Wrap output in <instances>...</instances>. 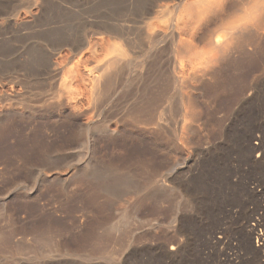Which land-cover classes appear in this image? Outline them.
Masks as SVG:
<instances>
[{"label":"rangeland","instance_id":"374dc122","mask_svg":"<svg viewBox=\"0 0 264 264\" xmlns=\"http://www.w3.org/2000/svg\"><path fill=\"white\" fill-rule=\"evenodd\" d=\"M29 1L0 0V264H164L178 244L173 264H245L233 219L264 222V121L234 110L264 42L201 66L245 3L195 26L191 0H36L35 19Z\"/></svg>","mask_w":264,"mask_h":264},{"label":"bare ground","instance_id":"6f19581e","mask_svg":"<svg viewBox=\"0 0 264 264\" xmlns=\"http://www.w3.org/2000/svg\"><path fill=\"white\" fill-rule=\"evenodd\" d=\"M41 1V4L44 5V1L43 0H40ZM178 0H148V3H146L144 5V7L141 8V11L142 13H146V12H149L151 11L152 8H155V7H160L161 6H165V5H168V4H171L172 6L175 5L177 3ZM189 1V0H188ZM191 3H187V8L186 6L183 7L185 10H182V12H187V20L190 21V22H196L195 23V26L199 24H202V25H207V23L210 21V20H213V19H218L221 17L223 18V15L226 14V12L232 8L234 5L242 2V3H245L244 7L245 9L242 7V5L240 7H242L243 10V13L241 12L240 14H242L241 16H239V18L237 19V22L235 23L236 19L235 17L233 16L232 18L235 19H232L231 21L233 23H235L234 25H232L230 27L229 32L228 33H225V35H227L228 37V41L227 42H220L219 40H214L213 42L210 43V49L214 52V56L212 55V58H207L204 62L201 63V66H205L206 68L208 66H211V65H218L219 62H221V60H223L224 58H227L226 56L230 55L231 53H238V51H241V50H246V52H250V51H254V50H257V48L260 47L261 43L264 42V0H217L215 2H212L210 0H195L192 2V0L190 1ZM195 2V3H194ZM241 3V4H242ZM36 4V0H30L29 2H23L21 5H20V8H22V14L24 16H27V17H30V18H33L35 19L36 17L33 15V13L31 12L30 8L32 5ZM165 4V5H164ZM178 4V3H177ZM40 5V4H39ZM199 6V9H195ZM194 6H197L194 8ZM19 7V6H18ZM36 7V6H35ZM171 7V6H170ZM238 7V5H237ZM40 8V7H39ZM194 8V9H193ZM234 8V7H233ZM236 8V7H235ZM182 9V8H181ZM187 9V10H186ZM241 9V8H240ZM140 10V9H139ZM161 10V9H160ZM163 10V9H162ZM171 10V8L169 9V11ZM196 11V12H195ZM232 11L234 12V10L232 9ZM239 11V10H238ZM237 11V12H238ZM10 12V11H9ZM8 12V13H9ZM125 12V11H124ZM156 12V11H155ZM182 12H179V14H181ZM183 12V13H184ZM126 13V12H125ZM129 13V11L127 12ZM236 13V12H235ZM20 14L21 12H14L11 11L10 14L4 19L5 23L7 24V27L10 31L14 30L15 27H17V29H19V26L21 25L20 21ZM124 14V13H123ZM148 14V13H147ZM186 14V13H185ZM239 14V15H240ZM126 15V14H125ZM238 15V13H237ZM183 14H181V16L179 15V17L183 18L182 17ZM186 16V15H185ZM163 17V16H162ZM179 18L178 19V23L180 24V22L182 21V19ZM185 19V18H184ZM183 19V20H184ZM185 19V20H186ZM218 19V20H220ZM225 19V18H224ZM145 20V19H144ZM149 20V19H148ZM156 20V19H155ZM186 20V22H187ZM123 21V20H122ZM121 21V22H122ZM143 21V20H142ZM162 21V20H160ZM215 21V20H214ZM22 22V21H21ZM133 22V21H132ZM148 22H150V24H153L151 23V21L149 20ZM164 22V21H163ZM185 22V21H184ZM218 22V21H217ZM221 22V21H220ZM219 22V26L221 25ZM158 23H159V20H158ZM157 23V24H158ZM165 23V22H164ZM171 23V21H170ZM127 24V23H126ZM131 24V23H130ZM148 24V23H147ZM156 24V23H154ZM156 24V25H157ZM161 24V23H160ZM178 24V25H179ZM182 24V22H181ZM184 24V23H183ZM182 24V26H183ZM193 24V23H192ZM214 24V22H213ZM225 24V23H224ZM224 24L222 23V25L224 26ZM123 25V24H122ZM120 25L118 27V29L116 30L117 31V34L119 36L120 39L123 40L124 43H127L128 39H130L129 35L130 33L128 31H126L124 29V27ZM125 25V24H124ZM163 25V24H161ZM168 25V24H167ZM186 25H189L188 22L186 23ZM210 25V24H209ZM208 25V26H209ZM217 25V24H216ZM149 26V25H148ZM171 26V25H169ZM193 26V29L194 30L195 26ZM222 26V28H223ZM226 26V25H225ZM133 27V26H132ZM158 27V25H157ZM180 27V26H179ZM177 27V28H179ZM184 27V26H183ZM215 27V26H214ZM148 28V27H147ZM154 27L151 26L150 30H149V34H151L153 32H151V29H153ZM159 28V27H158ZM161 28H163L161 26ZM159 28V29H161ZM185 28V27H184ZM187 28L189 31L190 29ZM216 28V27H215ZM131 29V28H130ZM149 29V28H148ZM156 29V28H155ZM176 29V28H175ZM208 29V28H207ZM216 29H219L218 27ZM107 30V29H106ZM109 30V29H108ZM132 30V29H131ZM164 30V29H162ZM162 30H160L162 32ZM178 30V29H177ZM204 30V29H203ZM225 30V29H224ZM224 30L222 29V31L224 32ZM15 31V30H14ZM13 31V32H14ZM115 31V30H114ZM143 32V30H140ZM157 31V30H155ZM181 32V30H179ZM197 31V30H196ZM219 31V30H218ZM221 31V30H220ZM108 32V31H107ZM148 32V31H147ZM160 32V33H161ZM178 32V31H177ZM185 32V31H184ZM183 32V33H184ZM202 32V31H201ZM205 32V31H204ZM159 33V30L158 32ZM192 33V32H191ZM142 34V33H141ZM186 35H188L189 33H185ZM197 34V33H195ZM206 34V32H205ZM144 38H143V42L144 43H147L149 41V39L151 38V36H148L146 35V33L144 34ZM155 35V34H154ZM153 35V36H154ZM190 35V34H189ZM139 36V35H138ZM185 36V35H184ZM201 36V34L199 35ZM198 36V37H199ZM203 36V35H202ZM174 37V35H173ZM186 37V36H185ZM197 37V38H198ZM132 38V37H131ZM191 38V36H190ZM133 39V38H132ZM195 39V38H194ZM200 39V38H199ZM223 40H227L226 39H223ZM222 40V41H223ZM134 40H132L133 42ZM130 42V40H129ZM128 42V43H129ZM184 42V41H183ZM197 42V41H196ZM122 43V42H121ZM131 43V42H130ZM179 43V41H178ZM181 43V42H180ZM179 43V44H180ZM126 45V44H125ZM129 45V44H127ZM126 45V47H127ZM132 45V43H131ZM183 45V44H182ZM122 46V45H120ZM130 46V45H129ZM187 47V45H185ZM190 46V45H189ZM122 48V47H121ZM128 50L130 49L129 47H127ZM179 48V47H178ZM185 48V47H183ZM124 49V48H123ZM122 49V50H123ZM197 49V48H196ZM196 49L194 50H191L193 51V54L198 52V51H195ZM208 49V48H207ZM121 50V49H120ZM189 50V48H188ZM132 51V50H131ZM185 51V50H184ZM190 51V50H189ZM120 52V51H119ZM178 52V51H177ZM200 52V51H199ZM245 52V51H244ZM121 53V52H120ZM123 53V51H122ZM121 53V54H122ZM180 53V52H179ZM208 54V52H204V55ZM210 53V52H209ZM233 53V55H234ZM197 54V53H196ZM201 54V53H199ZM241 54V53H239ZM244 54V53H243ZM123 55V54H122ZM191 55V54H190ZM232 55V54H231ZM230 55V56H231ZM247 55V54H246ZM119 56V54H118ZM192 56V55H191ZM197 56V55H196ZM209 56V55H208ZM241 56V55H240ZM124 57V56H123ZM182 57V56H181ZM211 57V56H210ZM232 57V56H231ZM195 58L192 56V59ZM198 59V58H196ZM204 59V58H203ZM229 59V58H228ZM126 60V59H124ZM123 60V62H124ZM191 60V59H190ZM188 60V61H190ZM225 60V59H224ZM195 62V59L193 60ZM197 61V60H196ZM202 61V60H201ZM192 62V63H194ZM200 62V61H199ZM122 63V62H121ZM125 63V62H124ZM118 63H116L117 65ZM179 64V63H178ZM113 65H115V62L113 63H110L108 67H113ZM188 65V63H187ZM200 65V64H199ZM119 66V65H118ZM117 66V67H118ZM121 66V65H120ZM180 66V64H179ZM190 66V65H189ZM192 66V65H191ZM190 66V68H191ZM196 66V65H195ZM212 67V66H211ZM220 67V66H219ZM177 68V67H176ZM180 68V67H179ZM178 68V69H179ZM189 68V70H190ZM197 68H200V67H197ZM203 68V67H202ZM214 68V67H213ZM181 69V68H180ZM204 69V68H203ZM203 69H199L198 71L200 70H203ZM182 70V69H181ZM187 70V72L189 71ZM197 70V69H196ZM215 70V69H214ZM124 71V70H123ZM179 71V70H178ZM197 71V73H199ZM208 71V69H207ZM211 71V70H210ZM122 72V71H121ZM202 72V71H201ZM182 73V72H181ZM12 74V73H11ZM125 74V73H124ZM178 74V73H177ZM187 74V73H186ZM202 74V73H200ZM126 75V74H125ZM179 75V74H178ZM205 75V74H204ZM207 75V74H206ZM211 75V74H209ZM262 75V74H261ZM123 76V75H122ZM185 76V75H184ZM194 76L193 79H195V75H192ZM106 77V76H105ZM104 75L103 77H101L100 79L97 77V79L95 78V85L96 86V90L99 89V84L101 83V80H103L104 78V83H105V78ZM176 78V77H175ZM183 78V77H182ZM123 79V78H122ZM158 79V78H157ZM160 79V77H159ZM14 80V79H13ZM107 80V79H106ZM186 80V79H185ZM189 80V79H188ZM192 80V79H191ZM12 81V80H11ZM108 81V80H107ZM167 81V80H166ZM193 81V80H192ZM196 81V79H195ZM13 82V81H12ZM170 82V81H169ZM188 82V81H187ZM109 83V82H108ZM184 83V82H183ZM173 84V83H172ZM102 85V84H101ZM101 85H100V88H101ZM108 85V84H107ZM108 87V86H107ZM173 87V86H172ZM171 88V87H170ZM106 90L108 88H105ZM103 89V90H105ZM105 90V91H106ZM263 90H264V73L261 77H258V80L255 81V83L253 84L252 88L250 89V91L248 92V94L244 95L242 97L241 100H239V102L236 105L235 107V116H240V117H245L246 119H250V120H253L254 121V126L253 128H259V124L264 121V95H263ZM95 92V91H94ZM107 93V92H105ZM102 93H100L101 95ZM97 97V96H96ZM140 97V96H139ZM143 99V98H142ZM184 100V99H183ZM187 100V99H186ZM144 102V101H143ZM136 103V102H135ZM187 105V104H186ZM186 107V106H185ZM184 107V108H185ZM188 107V106H187ZM194 109V108H193ZM232 110V111H233ZM196 111V110H195ZM228 111V110H227ZM177 114V113H176ZM174 118V117H173ZM183 118V117H182ZM233 119V118H232ZM239 120V119H238ZM168 122V121H167ZM252 122V121H251ZM247 130V129H246ZM250 137L252 136V133H250ZM246 137V136H245ZM249 137V138H250ZM247 139L245 141H243V143H245V147H246V151L248 152H252L255 150V148L257 147H253V148H249L248 146V143L250 141V139ZM243 146V145H242ZM244 147V146H243ZM252 147V146H251ZM249 148V149H248ZM245 149V148H244ZM250 155V154H249ZM247 160V159H246ZM257 163V162H256ZM255 164V163H253ZM259 166V165H258ZM250 190V189H249ZM245 191V190H244ZM235 192V191H234ZM234 192H232V194H235ZM248 193V192H247ZM249 195L253 196L254 197V193H252L251 191L249 192ZM256 197V196H255ZM236 199L238 200L239 204H242V205H245L246 202L244 200H242V195L236 197ZM248 205H250V201L248 202ZM241 206V205H240ZM226 208V207H225ZM222 213H226L225 212H222ZM228 214V213H227ZM235 214V213H234ZM236 215V214H235ZM226 216V215H225ZM251 216V215H250ZM250 216H248L247 218L243 217V218H239V217H234L233 221H234V226H236V235L238 236V239L240 241V244L242 246V249L245 251V253L250 256L249 259L245 262V264H264V256L262 254L263 250H264V231L262 229H264V222H262V224H259V222H256V224H253L251 226H249V222L252 220L250 219ZM228 222V221H227ZM226 222V223H227ZM232 225V224H231ZM179 233H181L183 230H182V227H179L178 229ZM214 233H212L213 235ZM180 235V234H179ZM178 235V236H179ZM211 235V234H210ZM181 237V235H180ZM255 239V245L252 244V239ZM208 240V239H207ZM209 242V241H208ZM179 243V242H178ZM177 244V243H176ZM175 244V245H176ZM207 245V244H206ZM161 250V249H160ZM169 253L168 254H165L163 255V262L164 264H173L180 256L181 254V247L180 245H176V246H172L171 248H169ZM150 264V263H149Z\"/></svg>","mask_w":264,"mask_h":264}]
</instances>
